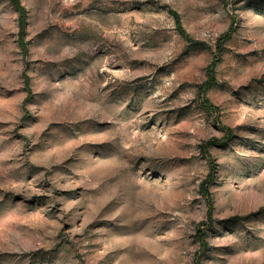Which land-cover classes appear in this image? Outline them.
<instances>
[{"label":"rangeland","instance_id":"1","mask_svg":"<svg viewBox=\"0 0 264 264\" xmlns=\"http://www.w3.org/2000/svg\"><path fill=\"white\" fill-rule=\"evenodd\" d=\"M0 264H264V0H0Z\"/></svg>","mask_w":264,"mask_h":264},{"label":"trees","instance_id":"2","mask_svg":"<svg viewBox=\"0 0 264 264\" xmlns=\"http://www.w3.org/2000/svg\"><path fill=\"white\" fill-rule=\"evenodd\" d=\"M17 7H18V9H19V11H20V16H21V18H22V16L24 15V10H23V8L20 7V6H17Z\"/></svg>","mask_w":264,"mask_h":264}]
</instances>
